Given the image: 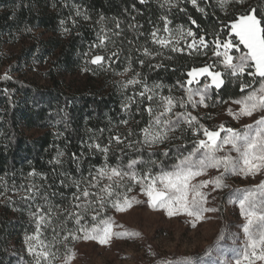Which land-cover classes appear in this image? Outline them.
<instances>
[{
  "label": "trees",
  "instance_id": "16d2710c",
  "mask_svg": "<svg viewBox=\"0 0 264 264\" xmlns=\"http://www.w3.org/2000/svg\"><path fill=\"white\" fill-rule=\"evenodd\" d=\"M173 2L175 6L167 9L163 0H145V3L140 0H0V48L6 39H16L19 35L35 38L37 29L48 33L47 37L34 39L27 51L33 59L49 62L51 80L47 86L17 78L0 81V264L15 263L20 254V238L24 233L35 231V222L29 213L36 210V204L45 205L40 198L22 199L29 185L46 192L52 205L68 209L72 194L77 191L71 181L87 177L89 169L105 163L102 153L87 147L91 137L102 147L108 146L114 136L110 135L113 129L135 135L145 126L148 117L145 105L140 104L137 110L139 103L134 104L127 112L123 111L122 96L111 88L108 77L101 71L110 63L108 71L131 66L152 82L162 80L172 85L183 81L187 70L201 65V61L187 52H178L157 67L153 63L157 59L143 55L145 48L152 50L150 33L163 25L162 18L168 16L173 22L189 26L207 41L214 40L217 34L224 41L230 32V23L239 15L237 7L229 6L224 11L215 0H197L196 5L191 0ZM253 8L264 22L263 5ZM101 29L109 37L107 48L102 49L105 60L112 52L118 53V57H112L103 66L91 63L97 54L94 48L99 43L97 34ZM115 32L119 35H114ZM88 59L90 62L86 65L95 70L94 77L80 76L83 66L86 67L84 60ZM140 60L144 61L143 65ZM67 76L75 79L69 80ZM220 93L223 98L243 94L240 84L233 86L232 83H225ZM125 120L129 126L123 125ZM27 129L39 133L28 135ZM113 142L107 163H127L132 153L119 152L123 144L116 147ZM74 153L78 160L73 159ZM143 154L148 156L147 152ZM33 172L37 175H30ZM66 214L59 215L58 220L54 217L53 224L63 222ZM74 224V220H67L62 228ZM62 228H56L58 238L63 237ZM42 229L54 236L52 228ZM23 257L29 258V255Z\"/></svg>",
  "mask_w": 264,
  "mask_h": 264
},
{
  "label": "snow or ice",
  "instance_id": "6c2138e0",
  "mask_svg": "<svg viewBox=\"0 0 264 264\" xmlns=\"http://www.w3.org/2000/svg\"><path fill=\"white\" fill-rule=\"evenodd\" d=\"M140 2L145 3V0H140ZM223 2L224 0H222ZM236 2L243 3L244 0H236ZM191 3L196 5L197 0H191ZM77 15H81V13L77 11ZM84 18L88 19L87 16ZM103 19L104 17H101V20ZM162 19L164 20L163 32L165 35H158L161 31L159 28L150 33L155 44L169 48L173 52L183 53L185 48L179 47L180 42L183 41L187 49L190 50L189 55L201 54V49L208 48L209 41L203 35L197 39L196 33L191 28L185 29L182 25L175 30H170L168 25L171 21L167 17ZM195 23L196 21L193 20L192 24ZM119 27V22H117L116 28L119 29ZM230 31L234 34L236 42L232 38L221 41L217 34L211 41L216 61L204 67H193L187 72L189 79L186 82H177L180 88L185 90V97L176 98L171 95H162L158 90H162L163 85L154 83L149 86L146 81L136 78L139 77V73H136V76L129 79L125 85V87L141 85L143 90L134 94L133 97H129V100L135 102V96L138 95L140 101L137 110H139L140 104H144V111L149 117L148 123L138 133H135L139 139L129 142L126 147L137 146L136 151L139 152L141 149L138 146L140 145L151 147L163 144L173 138L178 139L179 137L170 136L169 133H174L180 129L181 125H185L192 129L198 137L201 135L204 137L193 142L191 151L184 153L177 148L174 162L167 167L160 165L157 171L153 172L152 168L156 165V161L151 158L145 161L142 155L130 158L127 163L121 162L115 165L107 163L111 141L115 140L117 144L124 143V140L119 136L110 138L108 146L102 147L99 143L87 145L88 148H94L102 153L105 163L100 168L89 169L87 177L71 181L77 191L72 194L68 209L61 210L59 205H52L46 192H42L35 185L28 186L22 199L35 201L40 198L47 205L45 209V205L36 204V210L29 213L35 222V231L32 235L26 236L25 241L28 245V252L34 257L35 264H42V262L43 264H53V260L59 258L57 253L52 251V248L55 247V236L59 234L56 228H62L63 223L67 220H74L79 225L77 231L84 233L83 239L106 243L113 235L114 222L110 217L98 218L97 205L102 209L106 203L110 202L111 206L118 211L125 210L130 206L131 201L120 189L131 191L133 183L141 184V190L149 198L151 205L154 208L166 209L169 216L184 212L195 219H202L204 212L216 211V209L204 206L206 197L201 189L210 183L216 188H226L228 185L224 181L229 175L247 178L248 176L254 177L264 171V115H260L252 124L245 125L243 130L226 128L223 124L213 130L200 124L199 119L192 116L190 112L174 111L177 106L183 109H187L189 106L196 108L199 105L208 107L206 101L211 98V92L218 93L225 86L227 80L230 83L239 81L242 93L248 89L245 95L232 101V103L240 105V108L238 111H233L229 107L227 110L229 115L239 120L240 117H251L257 112L264 113V22L257 18L255 9H250L248 13L237 17L231 24ZM113 34L119 35L118 32ZM97 35L99 43L95 47L105 49L106 41L109 40L107 32L101 29ZM189 37L192 38L190 43ZM233 50L238 55H233ZM144 54L151 55L147 48L144 49ZM159 54L157 53V55ZM112 57H118V53L112 52L107 60L103 55H95L91 63L103 66L111 62ZM139 63L143 65L144 61L140 60ZM128 70H131V66L126 69V71ZM245 75L252 78L250 83L244 82ZM200 77H204L207 82L201 83ZM5 78H8L7 74H5ZM257 78H259L258 81ZM257 82L258 87H253ZM194 83L198 86L193 87ZM196 97L198 99H195ZM145 101H147L146 104ZM130 107V104L125 105L126 109ZM122 123L127 124L128 121L125 120ZM221 133L224 135L221 136ZM132 135L134 133L130 131L129 136ZM225 146H230L227 151ZM169 152L170 150H165L161 155L168 157ZM232 152H235L236 155H231ZM220 153L224 154L220 155ZM59 155L62 156L63 153ZM73 159H79L75 153ZM56 163L59 164L60 161L57 160ZM209 169L220 171V175L212 180L193 183L196 177L204 175ZM30 175L35 176L37 173L33 172ZM105 180L107 183H103ZM61 184H64V181H61ZM64 186L68 185L64 184ZM232 197L231 202L238 204L241 215L246 220L242 226L246 239L242 248L236 251L235 264L264 262V181L252 188H237L233 191ZM65 212L67 214L64 216V221L54 225L53 218L58 220L59 215ZM90 212H96V214L92 215L94 223L90 228H87L81 225V220ZM42 227L44 229L52 228L53 241L42 238ZM68 235H71L73 239L80 238L74 232H69ZM116 235L122 234L117 233ZM67 239L68 236H65L64 240ZM74 255L71 250H68L65 254L64 264H70ZM167 264H172V262H167ZM179 264H191V261H180Z\"/></svg>",
  "mask_w": 264,
  "mask_h": 264
},
{
  "label": "rangeland",
  "instance_id": "374dc122",
  "mask_svg": "<svg viewBox=\"0 0 264 264\" xmlns=\"http://www.w3.org/2000/svg\"><path fill=\"white\" fill-rule=\"evenodd\" d=\"M163 2L166 3L167 6L164 8L171 9V7L175 6L173 0H167V2L163 0ZM215 4L224 11H227L229 6L237 7L239 15L248 13L250 9H254L253 7H257V5L262 4L264 8V0H244L243 3H237L236 0H224L222 3V0H215ZM73 11L77 13L79 9L73 7ZM166 17L171 21L168 25L170 30H175L181 25L185 29L190 28L185 24L173 22L168 16ZM233 22L234 21L230 23V27ZM157 28L161 30L158 35L164 36V20L163 25L156 27L154 30ZM194 32L196 33L197 39H199L200 36H198L196 31ZM34 35H36L35 38H22L23 35H21L22 37L19 35L16 39L10 38L5 40L0 48V81L17 78L39 86H47L51 83L49 79L50 76H48L49 62L46 60L41 63L33 59L27 51L34 39H41L47 37L49 34L41 29H37L34 31ZM229 38H232L234 42H236L234 34L231 33V31L225 40ZM191 39V37L188 38L189 43ZM151 42L153 43V51L147 48L151 55H145L144 52L143 55L148 59H157V61L154 60L153 62L157 65L162 64L165 59L178 53L170 51L169 48H164L155 44L152 38ZM179 47H184V52L189 54L190 50L187 49L183 41L180 42ZM94 49L97 50V54H94V56L105 54V51L98 47ZM157 53L160 54L157 55ZM232 54L238 55L235 50H233ZM190 56L201 61V65L194 66L196 68L204 67L216 61V57L213 56V45L211 41H209L208 48L201 49V54L193 53ZM88 60H84L85 65L90 62V60ZM83 67L84 69L81 70L80 76H86V74H88L94 77L96 75L95 70H93L91 66L88 65L89 68L87 65ZM108 68L109 66L101 71V73H103L105 77H108L107 81L111 84V88L122 96L123 111L127 112L134 104H138L140 101L138 95L135 96V102L130 101L129 97H133L134 94L139 93L143 89L139 84L134 86L128 85L127 87H125V85L127 81L134 78L139 71H135L132 67L131 70L126 71L129 66L123 70H115L113 72L108 71ZM192 68L193 67L187 70V72ZM106 71H108V73H106ZM187 72L186 78L183 81H179L180 83H184L189 79ZM5 74H7L8 78H5ZM67 77L69 80L75 79V76ZM136 78L146 81L149 86H152L154 83L163 85L162 90L158 91H161V94L164 96L171 95L176 98L186 96L185 90L181 89L178 83L169 85L162 80L152 82L143 78L141 74ZM199 79L201 83L207 82L204 77H200ZM243 80L245 83H250L252 78L245 75ZM258 80L259 78H257V81ZM226 83L230 82L226 80ZM231 83L233 86L240 84L239 81ZM192 86L197 87L198 85L194 83ZM253 87H258V82L254 84ZM169 89H171V91H169ZM247 91L248 89L235 98H223L220 90L218 93L213 91L211 92V98L206 101L209 105L208 107L199 105L196 108L189 106L187 109H183L177 106L174 111L190 112L192 116H196L199 119L200 124H203L209 129L215 130L218 125L223 124L226 128L231 127L243 130L245 125L252 124L260 115H264V113L257 112L251 117L244 116L237 120L228 114L227 110L229 107H231L233 111L239 110L240 105L234 104L232 101L239 99L242 95H245ZM195 99H198V97ZM145 103H147V101H145ZM126 104H130L131 107L126 109ZM148 120L149 117H147L146 124ZM128 124L129 121L127 124L123 123L125 126H129ZM26 131L28 135H36L39 133L34 129H27ZM110 135L111 137L112 135H114L113 137L119 136L124 140L125 145L123 143V147H119V152L132 153V158H136L134 154L143 156V153L147 152L148 156H143L144 160L147 161L151 158L156 161V165L152 168L153 172L157 171L160 165L167 167L172 164L177 148L180 152L186 153L192 150L194 141L204 138L202 135L198 137L194 134L192 129L187 128L185 125H181L179 130L174 133H169L170 136L179 137L178 139L173 138L163 144H157L151 147L140 145L138 147H140L141 150L137 152V146L132 148L126 147L129 142L139 139L137 135L129 136L118 128L113 129ZM223 135L224 133H221V136ZM125 137H127V139H124ZM94 139L96 138L91 137L89 143L92 145L97 144ZM118 145L120 144L116 143V147H118ZM229 147L230 146H225V150L227 151ZM122 149L123 151H121ZM165 150H170L168 157L161 155ZM223 154L224 153H220V155ZM231 155L235 156L236 153L232 152ZM218 175H220V171L209 169L204 175L196 177L193 183L202 180H212ZM261 181H264V171H261L254 177L248 176L247 178L239 175H229L224 181V183L228 185L226 188H216L215 185L211 183L208 184L201 189L206 197L204 206L209 209L214 208L216 211L204 212L202 219H195L184 212L169 216L166 209L160 207L154 208L151 205L149 198L141 190V184L133 183L131 191L120 189L131 201L130 206L125 208V210L118 211L111 206L110 202L106 203L105 207L102 209L97 205V210L99 211L98 218L110 217L114 222L113 235L110 239L106 243H100L98 240L93 239L86 240L82 238L84 233L77 231L79 225L76 223L74 226L64 227L61 229L63 237L58 238L57 235V239L55 238V247L52 248V251L56 252L59 257L53 260V264H64L65 254L68 250H71V252L75 254L70 264H167V262L179 264L180 261H191V264H235L236 251L242 248L246 239L242 231V226L246 223V220L242 217L238 204L231 202V198H233L232 193L237 188L245 189L257 186ZM103 183H107V181L105 180ZM125 183H128V181H125ZM95 214L96 212H90L85 215L81 220V225L90 228L94 223L92 215ZM41 231L43 233V239L53 241V237L48 235L45 230L41 229ZM69 232H74L75 235L80 238L73 239L71 235H68ZM33 233H24L20 238V254L14 264H35L34 257L28 252V245L25 241V237ZM117 233L122 235H116ZM65 236H68L66 241H64ZM23 255H29V258H24ZM257 264H264V262H257Z\"/></svg>",
  "mask_w": 264,
  "mask_h": 264
}]
</instances>
